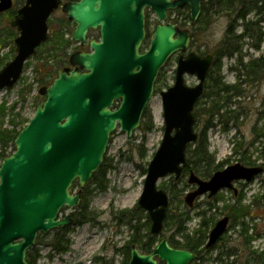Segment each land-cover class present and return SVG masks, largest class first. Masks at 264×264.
Returning a JSON list of instances; mask_svg holds the SVG:
<instances>
[{
  "label": "water",
  "instance_id": "obj_1",
  "mask_svg": "<svg viewBox=\"0 0 264 264\" xmlns=\"http://www.w3.org/2000/svg\"><path fill=\"white\" fill-rule=\"evenodd\" d=\"M205 1L81 0L63 5V12L76 26L71 37L74 42L85 46L90 30L100 32V41H91L90 53H74L70 58L74 69L59 71L54 83L40 90L45 103L37 106L15 140L16 151L1 164L0 264H28V251L40 234L74 224L72 215L62 218V212L80 206L83 190L102 166L113 134L119 127L128 141L132 139L153 98L160 72L173 55L189 49L190 31L162 22L169 11L188 6L195 25ZM25 2L12 22L19 32L16 56L0 70V92L18 84L26 63L48 42L49 19L62 5V0ZM13 6V0H0V15ZM148 9L157 15L159 24L150 47L142 52ZM211 65L212 56L190 53L181 57L175 85L161 93L165 134L149 163L139 200L152 220L154 236L163 233L170 205L168 193L158 189V183L174 175L179 181L183 175L187 148L199 139L194 110ZM186 75L195 76L199 83L188 86ZM262 172V167L236 164L208 181L192 172L188 182L197 189L186 195L185 203L192 208L197 198L235 190L236 181L251 182ZM76 182L79 190L74 193ZM229 221L226 217L215 225L207 249L224 235ZM196 259V254L175 249L163 239L152 254H142L134 245L129 264H191Z\"/></svg>",
  "mask_w": 264,
  "mask_h": 264
},
{
  "label": "rangeland",
  "instance_id": "obj_2",
  "mask_svg": "<svg viewBox=\"0 0 264 264\" xmlns=\"http://www.w3.org/2000/svg\"><path fill=\"white\" fill-rule=\"evenodd\" d=\"M20 2L21 0H14V10L21 6L17 4ZM61 9L52 16L50 29L56 34V43L58 41L61 43V39L57 36L60 32H64L63 41L72 42L67 50L61 52L62 56L65 55L66 64L62 63L57 67L56 72H52L49 76V71L55 68L56 59L54 60V56L60 54V51L58 52L60 47L57 45L60 43L56 44L53 53L48 52L53 48V45H48L43 48L42 55L28 61L20 82L13 89L0 92V106L6 105L9 109L6 118L1 120L4 129L10 131L16 129L21 132L34 117L37 106L43 105L46 100L45 96L39 94L40 90L44 87H50L57 78V73L68 64L67 61H69L70 56L83 50L78 43L73 42L71 36L75 31V26L68 21ZM148 12L149 31L152 38L147 41L144 51L149 48L159 23L157 15L151 10ZM188 14L190 12L187 9H180V12L171 11L168 13V19L164 20L162 24L185 23L184 28L192 29L193 33H196L190 49L200 51L202 54H216L218 56V50L220 51V46L227 37L232 17L226 13L218 12L205 19L201 16L193 26L191 20L186 19ZM250 20H257L254 13L251 14ZM11 23L12 20H9L6 13L0 15V58H3L5 65L11 62L16 55L14 40L18 32L12 28ZM61 26H63L62 30ZM241 30L242 28H239L237 33H240ZM250 44L251 41H245L243 50V55L246 56L245 64L250 59L261 58V52H256L250 47ZM13 49L15 50L14 54ZM262 50H264V44ZM178 59L179 54L172 56L162 69L156 82L154 96L148 105L147 110L150 112L154 129L146 135L137 131L130 141L120 129L112 137L106 155L111 165L105 178L106 189L93 191L96 188L93 186L90 188L87 198L84 199L85 205L88 207V215L92 221L80 226H70L71 231L67 237L58 241L62 246H66L65 241L69 240L68 251L64 254H55L52 248L47 246V244L55 242L53 232L40 235L38 246L35 247L40 254L37 264H124L125 247L130 241L131 232L130 227L121 222L119 218L123 212L134 210L139 204L144 191L149 163L162 144L165 119L161 92L167 91L175 85ZM218 68L214 67L213 74L218 71ZM221 69L225 85L236 86L235 90H239L237 95H232L233 103L231 108L227 109L233 112L232 118L227 123V119L223 117L224 123H221V117L218 115L213 119V126H209L208 117L200 112V116L196 117V133L200 135L207 132L210 153L216 157L217 163H224L222 170L241 164L249 168L262 167L263 172L249 183L237 182L234 186L235 191L223 189L211 199H209L208 194L200 197L192 209L187 208L185 204L180 205L178 202L173 203V209L178 213L190 211L192 220L185 225L190 235L202 230L201 222L203 218L206 219L208 222L206 229H204L208 235L206 245L215 225L229 217L230 211L224 209L226 206L238 207L244 213L248 212V215L244 216L243 219L237 220L229 217L228 229L214 245L216 247L204 253L203 260L197 263L193 262V264H264V71H261L262 74L254 81L244 76L241 79L243 81L240 82L239 73L235 71V59L224 58ZM43 78H46L44 82ZM185 81L190 87L198 84V79L191 75H187ZM28 85L33 86V90L30 96L24 97L20 91ZM213 92L215 93L210 82L204 96L197 103L194 113L203 108L205 102L207 103L206 106L221 103V96L225 99L227 95L232 93L230 91L229 94H221L217 100L214 96L212 97ZM192 146L195 144L189 145L187 158H189V150ZM12 151V148L8 149L10 155ZM249 159L255 166H249ZM1 164L0 162V167ZM188 177L189 173L184 172L183 177L178 182L174 181L173 176L164 178L159 181L158 188L174 189V195L183 194L181 198L184 202L186 194L192 190L191 185L188 184ZM178 190L183 191V193L178 192ZM76 192L78 189L74 190V193ZM211 206L212 208H210ZM144 212L147 214L146 211ZM199 212L205 213V216L198 217ZM71 213V210L66 211L63 213V217L65 214ZM145 213H140L142 219L145 218ZM177 228L179 226L165 227L163 234L157 237L158 244L162 239L171 236Z\"/></svg>",
  "mask_w": 264,
  "mask_h": 264
},
{
  "label": "trees",
  "instance_id": "obj_3",
  "mask_svg": "<svg viewBox=\"0 0 264 264\" xmlns=\"http://www.w3.org/2000/svg\"><path fill=\"white\" fill-rule=\"evenodd\" d=\"M24 3V0H21L20 4ZM19 5V3H18ZM188 9V8H186ZM180 12V11H179ZM226 13L231 18L230 27L227 32V37L224 41V43L220 46V51L218 50V56L216 55V61H215V67H219L218 71H215L213 74V71L209 75V82L212 84L213 91L215 93H212V97L214 96L215 99L218 100L219 96L221 94H229L231 91L232 93L230 95L226 96V100L221 96L220 101L223 103L221 105L220 102L216 104H208L205 102L204 107L198 110L195 113L196 117L200 116V112L206 117H208L207 121L209 123V126H213V119L216 116L221 117V123H224V120L222 119L225 117L227 120L226 122L229 123L231 120V115L233 112L231 110H227L228 108H231L232 102V95H237L239 93V90H235L236 86L229 87L226 86L224 83V79L221 75V63L224 58L228 59H235V65L237 71L239 73V80L242 82V77L247 76L249 80L254 81V79L259 78V76L262 74L261 71H264V50H262V46L264 44V0H209L204 4L203 8V14L201 15L203 19L212 16L215 13ZM254 13L257 17L256 21H251L250 16ZM6 15L9 17V20H13L15 17V12H7ZM187 20H191L190 14L187 15ZM61 24H64L61 22ZM183 27L186 26L185 23L182 24ZM242 28L240 33H237L238 29ZM63 29V26H61V30ZM148 38L147 40L152 37L150 31H149V23H148ZM17 35V34H16ZM61 39V43L58 41L57 44L55 41L56 34L52 30H50V39L49 41L42 45L38 49V53L35 56L36 58L42 55L43 48H45L48 45H53V48H51L48 52H54L55 47L58 45L60 48L58 52L60 51V54L58 56H54L55 61V68L52 71H49V76H51L52 72H56L57 67H59L62 63L64 65L66 64V58L65 55L62 56V51L67 50L69 48V45L72 42H65L63 41L64 32H60L57 35ZM196 36V33H195ZM194 36V37H195ZM251 41L250 47L254 49L256 52H261V58L252 60L250 59L248 63L245 64V58L246 56L243 55L244 50V44L245 41ZM57 44V45H56ZM147 42H145L144 47H146ZM61 45V46H60ZM15 53V50L13 49V54ZM7 59V57H6ZM68 63V61H67ZM4 61L3 58H0V70L3 68ZM63 68V67H62ZM242 75V76H241ZM46 78H43V82ZM245 80V78H244ZM207 83V85H208ZM207 88V87H206ZM33 90V86L28 85L24 89L20 91V94L24 97L30 96L31 92ZM223 98V99H222ZM226 110V111H225ZM7 111L9 109L6 107V105L0 106V162L2 163L3 160L10 156V153H8V149L12 148V153L15 152V140L17 136L19 135V131L14 129L12 131L8 129H4L3 122H1L2 119L6 118ZM225 111V114L223 113ZM150 112L148 110L145 111L140 131L146 135L147 133H150L153 129V122L151 119V116L149 114ZM208 127V126H207ZM208 129V128H207ZM207 132H203L200 134V138L198 142L195 144V146H192L189 150V158L187 161V166L185 172L189 173L191 171H194L197 175L204 179H209L213 176V174L219 170H222V167L224 163H217L216 157L210 153V146L209 141L207 137ZM11 153V154H12ZM249 161V166H255ZM111 165L109 164V161L107 158H105L103 165L99 169L98 172H96L93 175L92 180L88 183L86 188L83 191V197H82V203L81 205L74 209V212L72 214L75 225L80 226L83 225L89 221H92V219L88 215V207L85 205L84 199L87 198V195L89 194V190L91 187L95 186V190L104 191L106 189L105 186V178L110 170ZM173 182V181H172ZM163 187V186H162ZM78 189V185H74V190ZM168 190V189H166ZM168 191H170V198H171V205L170 210L168 212V218L165 223V227H171V225L179 226L177 230L168 237L169 243L172 247L180 250H188L192 253H195L198 256V259L196 261L199 262L200 260H203V254L206 253L208 250L206 249V239L208 237L207 233L204 232V229H206V221L205 218H203V221L201 222V228L202 230L195 232L193 235L189 234L188 229L185 225L189 221L192 220L191 214L189 210H186L184 212L178 213L173 209V203L178 202V204H185L183 202V199L181 195H174V189L170 188ZM180 193H183V191H179ZM179 198V199H178ZM188 208V207H187ZM212 208V206L210 207ZM231 208V209H230ZM225 211H230L228 213L229 217L231 219H237L244 218V216L248 215V212L244 213L240 208L238 207H225ZM140 213H145L137 204L136 208L131 211L123 212L120 216L121 222L128 225L130 227V241L125 247V262L124 264H129L130 258H131V247L133 245H136L138 249L145 254H150L154 251L158 244L157 237H154L151 234L150 227H151V220L149 218V215L145 213V218L142 219L140 216ZM198 217H204L205 213L199 212ZM144 221V222H143ZM215 223V221H212ZM170 223H173L170 225ZM71 231V228H62L55 230L53 233L55 235L54 243L47 244V246H50L52 250L55 252V254H64L67 253L69 248V240L65 241L66 246H62L60 244L61 239H65L67 237V234ZM51 234V233H50ZM181 238V239H179ZM216 247V246H215ZM214 247V248H215ZM212 248V249H214ZM211 249V250H212ZM39 252L36 251V248H33L28 253V263L29 264H37L40 256ZM195 263V264H196ZM159 264H164L160 262Z\"/></svg>",
  "mask_w": 264,
  "mask_h": 264
},
{
  "label": "flooded vegetation",
  "instance_id": "obj_4",
  "mask_svg": "<svg viewBox=\"0 0 264 264\" xmlns=\"http://www.w3.org/2000/svg\"><path fill=\"white\" fill-rule=\"evenodd\" d=\"M81 0H62V6L64 5V4H66V3H76V2H80ZM207 1H209V0H206L205 1V3L207 2ZM13 2H14V0H13ZM25 0H24V3H22V4H20L19 3V5H21L18 9H16V10H14L13 8H14V6H13V8L10 10V12L12 11V12H15V14H17V12H18V10L20 9V8H22L24 5H25ZM204 3V4H205ZM18 4V3H17ZM15 5V4H14ZM18 5V6H19ZM186 8H188L187 10H189V12H190V18H191V9H190V7H188V6H186V7H184V8H182V9H186ZM203 8H204V6H203ZM60 10V9H59ZM58 10V11H59ZM174 11H177V12H179L180 11V9H177V10H174ZM61 12L63 13V14H65L66 15V17H67V19H68V21L71 23V21L69 20V17H68V14H66V13H64L63 12V9H61ZM171 12V11H170ZM203 14V9H202V13H201V15ZM15 17H16V15H15ZM15 17H14V19H15ZM201 17V16H200ZM14 19H13V21H14ZM200 19V18H199ZM148 23H149V12H148V10L146 11V30H148ZM159 24V23H158ZM157 24V25H158ZM170 24H173V23H170ZM175 24V23H174ZM196 24V23H195ZM74 25V24H73ZM175 25H177L180 29H182V30H189L190 31V33H191V43H190V46H189V49H188V51L186 52V53H178L179 54V59H178V63H179V60H180V58L181 57H184V58H187L188 57V55L190 54V53H195V54H197V55H199V56H212V65H211V68H210V70H209V73H208V75H207V79H206V82H205V85H204V93H205V90H206V87H207V81H208V78H209V75L211 74V72L213 71V69H214V67H215V61H216V54H206V53H204V54H202V52H200V51H194V50H191L190 49V47H191V45L193 44V41L195 40V33H193V31H192V29H188V28H184L183 26H182V24L181 23H176ZM191 25H193L192 24V20H191ZM75 26V25H74ZM194 26V25H193ZM149 27H150V23H149ZM157 27V26H156ZM12 28H14L13 26H12ZM75 28H76V26H75ZM14 30H16L17 31V29L16 28H14ZM18 32V31H17ZM18 35H19V32H18V34H17V37H18ZM16 37V38H17ZM15 38V39H16ZM91 41H100V32L98 31V30H90L89 31V33H88V42H87V44L85 45V46H82L81 45V47H82V49L83 50H80L79 52H82V53H90L91 52V48H90V43H91ZM14 44H15V40H14ZM71 57V56H70ZM69 61H70V58H69ZM69 61H68V64L63 68V70H65V69H68V68H71V69H74L73 67H71V65H70V63H69ZM163 92V91H162ZM161 92V93H162ZM204 93H203V95H204ZM202 95V96H203ZM197 105V104H196ZM196 108V107H195ZM194 116H195V114H194ZM195 118H196V116H195ZM187 150H188V148H187ZM186 158H187V152H186ZM187 161H188V158H187ZM185 170H186V167L184 168V171H183V174H184V172H185ZM224 170V169H223ZM223 170H219V171H223ZM147 171H148V169H147ZM195 173L194 171H191V172H189V177H190V174L191 173ZM218 172V171H217ZM216 173V172H215ZM214 173V174H215ZM213 174V175H214ZM174 177V181L175 182H178V181H176L175 180V175L173 176ZM182 177H183V175H182ZM181 177V178H182ZM189 177H188V181H189ZM198 177H200V176H198ZM212 178V177H211ZM211 178H209V179H204V178H201L200 177V179L201 180H205V181H208V180H210ZM181 180V179H180ZM237 182H245V183H249V182H247V181H236L235 183H234V185L237 183ZM188 184H189V182H188ZM190 185V184H189ZM191 187H192V190L190 191V192H188L187 194H189V193H191V192H193V191H195L196 189H197V185H191ZM164 190V189H163ZM167 193H168V195H169V201H170V205H171V198H170V193H169V191H167V190H165ZM233 191H235V190H233ZM186 194V195H187ZM200 198V197H199ZM199 198H197L196 200H195V202H194V206H195V204H196V201L199 199ZM211 199V198H210ZM184 203H185V199H184ZM186 204V203H185ZM170 205H169V210H170ZM169 210H168V212H169ZM148 214V213H147ZM149 215V214H148ZM149 218H150V216H149ZM168 218V217H167ZM150 220H151V218H150ZM167 220V219H166ZM165 223H166V221H165ZM151 228H152V220H151V227H150V231H151ZM164 229H165V226H164ZM163 232H164V230H163ZM152 234V233H151ZM154 237H156V236H154ZM164 239H167L168 240V238H164ZM163 240V239H162ZM169 241V240H168ZM170 244V243H169ZM134 246V245H133ZM132 246V247H133ZM136 246V245H135ZM132 247H131V252H132ZM137 247V246H136ZM174 248V247H173ZM137 249H138V247H137ZM176 249V248H175ZM139 250V249H138ZM140 251V250H139ZM141 252V251H140ZM29 253V252H28ZM142 253V252H141ZM153 253V252H152ZM152 253H150V254H152ZM142 254H145V253H142ZM27 262H28V255H27ZM160 263V262H159ZM29 264V263H28Z\"/></svg>",
  "mask_w": 264,
  "mask_h": 264
}]
</instances>
